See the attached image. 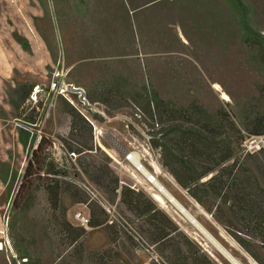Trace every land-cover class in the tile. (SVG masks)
Listing matches in <instances>:
<instances>
[{
    "label": "rangeland",
    "instance_id": "rangeland-1",
    "mask_svg": "<svg viewBox=\"0 0 264 264\" xmlns=\"http://www.w3.org/2000/svg\"><path fill=\"white\" fill-rule=\"evenodd\" d=\"M143 6L137 42L129 34L83 35L85 26L99 33L112 24L132 28L129 10ZM90 55L98 58L80 59ZM71 86L84 93H71ZM154 97L168 105L163 113L231 138L236 160L256 172L264 158L246 155L243 144L259 137L252 132L264 119V0H0V264L156 262L157 248L141 235L143 220L121 202L124 187L149 198L214 264H231L220 250L240 264H264L261 227L238 223L215 200L209 214L162 167ZM71 109L91 121L93 152L66 150L62 140L80 149L90 139L82 129L71 137ZM42 136L46 164L42 171L34 166L32 189L15 203ZM131 154L197 225L152 198ZM52 179L82 189L109 224L93 228L100 211L73 203L67 192L54 210L45 190ZM79 213L90 220L88 230Z\"/></svg>",
    "mask_w": 264,
    "mask_h": 264
},
{
    "label": "trees",
    "instance_id": "trees-1",
    "mask_svg": "<svg viewBox=\"0 0 264 264\" xmlns=\"http://www.w3.org/2000/svg\"><path fill=\"white\" fill-rule=\"evenodd\" d=\"M88 99L91 104L103 102ZM154 100L159 120L157 126H162L159 133L161 137L154 146L160 150L162 167L188 193L191 199L209 214L213 215V209L208 205V202L218 201L220 205L217 210L227 208L235 221L261 227L264 234V188L257 177L259 173L264 175V161L257 163L256 173L255 170L247 168L236 160L235 143L231 138L219 137L207 128L195 129L190 119L177 117L173 111L163 113L162 106L168 105L158 101L156 97ZM70 116L72 118L71 137L76 134L77 130L82 129V131H87L90 139L85 144L79 145L80 149L73 147L69 141L62 140L66 150L74 156L93 152L95 147L93 144L90 145L93 141L90 122L76 109H71ZM31 125L33 124L28 126ZM256 126L257 128L252 134L264 136V119H258ZM231 127L235 128V125L232 123ZM45 145L46 138L42 136L39 145L33 151V159L28 163L15 203H18L23 195L32 189V179L36 174L33 172L34 166L39 171L43 170L42 168L46 164V158L42 157ZM256 156L264 158V152L256 154ZM50 175L56 176L57 173L51 171ZM65 186L67 188L63 189L64 185H61L57 179H52L45 187L54 210L61 207L64 192H67L66 194L71 196L73 203L94 207L91 212L100 211V220L91 222L93 228L109 224L108 214L93 203L82 189L68 183ZM70 190L76 193H68ZM121 202L137 218L143 220L144 226H142L141 235L149 241L150 247L157 248L156 257L160 264H214L201 247L190 239L168 215L159 211L143 193L124 187L121 191ZM217 220L220 219L217 218ZM85 233L86 231L82 230L78 238ZM233 237L258 262L245 245L239 241V238Z\"/></svg>",
    "mask_w": 264,
    "mask_h": 264
},
{
    "label": "crops",
    "instance_id": "crops-1",
    "mask_svg": "<svg viewBox=\"0 0 264 264\" xmlns=\"http://www.w3.org/2000/svg\"><path fill=\"white\" fill-rule=\"evenodd\" d=\"M130 9V7H129ZM148 9V6H143L141 9H135V10H129V14L134 17V23H132L133 27L130 28V25L127 24V26L124 28V27H121V26H118L116 24H112V25H108V27H104V28H101V32L99 33V29L97 27H91V26H85L83 28L84 32H83V35L87 38H94V37H97L98 35L100 36V34H102L103 36H107V37H118V36H124L125 34H129V36L131 37V42H137L139 38V32H138V26H137V19L139 16H143L145 15L146 13H144L146 10ZM86 24H89L86 23ZM115 25V26H114ZM82 35V30L81 28L79 27L78 31H77V37L80 39ZM98 58V56L96 55H90V56H83L81 57L80 59H96ZM90 123L91 121L89 119H87Z\"/></svg>",
    "mask_w": 264,
    "mask_h": 264
},
{
    "label": "bare ground",
    "instance_id": "bare-ground-1",
    "mask_svg": "<svg viewBox=\"0 0 264 264\" xmlns=\"http://www.w3.org/2000/svg\"><path fill=\"white\" fill-rule=\"evenodd\" d=\"M214 89L219 91L221 90L220 86L219 85H215L214 86ZM129 161L132 162V164H134L136 167H138V170L144 174L147 175L148 177V180L150 182V184L152 185V187L154 188V190H150V194L152 196V198L159 204H164V199L166 201H168L172 206H174L175 208H177V210L181 211L180 213H182L184 216H186L189 221L193 224H196L197 223L194 221V219L188 215V214H185L186 212L184 211V209L175 201V199L173 198L172 195H170L165 187H163V185L158 181L157 178H151L150 175H148V173H146V171L141 167V164L139 163V160L138 158L134 155V154H131L130 157L128 158ZM186 218V219H187ZM221 253L223 254V256L231 263V264H240L236 259H234L233 257H231L230 255H228L227 253L223 252L222 250H220Z\"/></svg>",
    "mask_w": 264,
    "mask_h": 264
},
{
    "label": "built area",
    "instance_id": "built-area-1",
    "mask_svg": "<svg viewBox=\"0 0 264 264\" xmlns=\"http://www.w3.org/2000/svg\"><path fill=\"white\" fill-rule=\"evenodd\" d=\"M243 148L246 155H256L264 152V136L250 137L245 139ZM75 218L84 229L88 230L90 228V220L87 217L83 216V214L79 213L76 215ZM156 263L160 264L159 259H156ZM145 264H152V263H145Z\"/></svg>",
    "mask_w": 264,
    "mask_h": 264
},
{
    "label": "water",
    "instance_id": "water-1",
    "mask_svg": "<svg viewBox=\"0 0 264 264\" xmlns=\"http://www.w3.org/2000/svg\"><path fill=\"white\" fill-rule=\"evenodd\" d=\"M71 93H74V94H83L84 91L82 89H79V88H75L73 86L70 87V90H69ZM127 155V154H126ZM176 201V200H175ZM186 212V211H185ZM195 221V220H194Z\"/></svg>",
    "mask_w": 264,
    "mask_h": 264
}]
</instances>
